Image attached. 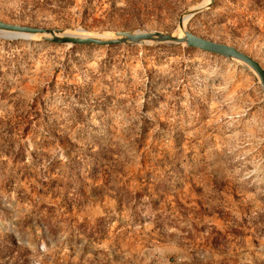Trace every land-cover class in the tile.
Returning a JSON list of instances; mask_svg holds the SVG:
<instances>
[{"label":"rangeland","instance_id":"rangeland-1","mask_svg":"<svg viewBox=\"0 0 264 264\" xmlns=\"http://www.w3.org/2000/svg\"><path fill=\"white\" fill-rule=\"evenodd\" d=\"M0 0V22L185 30L264 68V0ZM184 17V18H185ZM0 264H264V91L181 46L0 33Z\"/></svg>","mask_w":264,"mask_h":264},{"label":"water","instance_id":"water-1","mask_svg":"<svg viewBox=\"0 0 264 264\" xmlns=\"http://www.w3.org/2000/svg\"><path fill=\"white\" fill-rule=\"evenodd\" d=\"M215 0H211V4ZM200 11V10H199ZM195 12H187L180 20L179 30L175 33H157L149 31L113 32L106 34H88L90 37H75L66 35L70 31L38 28L32 26L15 25L0 22V33L11 38H32L53 44L73 46H99L113 47L119 45H144V46H181L200 50L206 53L224 57L247 67L254 75L264 91V68L259 62L238 49L210 40L203 39L191 32L183 30L185 16H194Z\"/></svg>","mask_w":264,"mask_h":264},{"label":"bare ground","instance_id":"bare-ground-1","mask_svg":"<svg viewBox=\"0 0 264 264\" xmlns=\"http://www.w3.org/2000/svg\"><path fill=\"white\" fill-rule=\"evenodd\" d=\"M210 1L211 0H207L205 5H208L210 3ZM188 19H189L188 17L184 18L183 30H185V25H186ZM88 34H89L88 32H82V31H70V32L66 33V35L75 36V37H81V38L90 37ZM34 38H37V37H32L30 39H34Z\"/></svg>","mask_w":264,"mask_h":264},{"label":"trees","instance_id":"trees-1","mask_svg":"<svg viewBox=\"0 0 264 264\" xmlns=\"http://www.w3.org/2000/svg\"><path fill=\"white\" fill-rule=\"evenodd\" d=\"M68 1H71V0H68ZM15 251L16 250H14L12 247L8 246V242L7 241L0 242V253L7 252L11 258H15L14 257ZM16 264H24V263H21L20 261H17Z\"/></svg>","mask_w":264,"mask_h":264}]
</instances>
